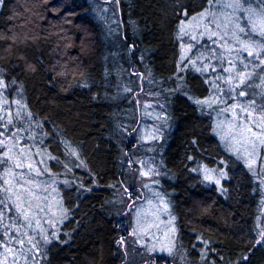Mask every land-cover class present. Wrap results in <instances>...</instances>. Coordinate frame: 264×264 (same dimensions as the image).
Listing matches in <instances>:
<instances>
[{"label":"trees","instance_id":"trees-1","mask_svg":"<svg viewBox=\"0 0 264 264\" xmlns=\"http://www.w3.org/2000/svg\"><path fill=\"white\" fill-rule=\"evenodd\" d=\"M193 1L4 0L0 4V79L8 85L0 89V116L6 122L11 114L15 127L9 125L5 136L15 132L23 137L19 140L31 155L33 169L40 172L25 173L33 181L24 188L31 194L22 189L25 206L30 201L34 217L32 228L22 231L40 241L39 251L29 252L31 245L25 244L21 255L20 245L8 243L11 233L0 235L5 242L0 245V264H123L125 254L117 241L128 207L124 188L133 190L137 181L128 178V165L145 154L144 145L158 149L154 153L160 189L170 200L177 247L186 252L189 264H264L263 173L250 170L241 157L224 148L213 122L217 115L196 103L210 92L201 91L202 73L196 69L218 52L213 54L208 47H215L211 42L216 36L208 43L203 39L184 43L188 37L179 29L195 12ZM202 1L203 9L214 7L219 15H228L222 7L225 0L219 5L216 0ZM208 18L211 25L212 15ZM230 31L226 34L231 37ZM202 49L205 54L199 53ZM175 65L182 67L180 73ZM135 67L144 75V85L147 79L152 82L148 90L158 98L156 111L163 118L161 141L140 147L132 140L136 109L130 91L136 82H124V74ZM253 69L264 74V66ZM174 74L186 81L163 86L162 80ZM218 92L210 93L217 114L220 104L228 108L236 100L234 96L217 102ZM17 111L21 119H16ZM205 158L220 159L219 165H225L227 178L220 187L204 182L199 164ZM41 181L53 187L55 199L46 196L47 189L46 194L39 193L36 183ZM19 189L14 185V193ZM14 193L0 191V198L12 197L6 201L3 225L16 216Z\"/></svg>","mask_w":264,"mask_h":264},{"label":"rangeland","instance_id":"rangeland-1","mask_svg":"<svg viewBox=\"0 0 264 264\" xmlns=\"http://www.w3.org/2000/svg\"><path fill=\"white\" fill-rule=\"evenodd\" d=\"M230 2V0H225L222 2V7L224 4ZM215 3H219L218 0H216ZM214 3V5H215ZM204 4V1L202 0H194L191 4L192 8H202ZM116 11L118 12V5L115 4ZM194 9L195 12L191 13V17L183 22L184 32H181L182 36H187L188 39H184L187 43L190 41L192 36H195L197 41L200 42L201 39L205 43H208L210 41L209 39L206 40L205 37H208L211 35L212 31L215 33H218L216 35L215 40L218 41L217 44H215V48L217 49L216 56H219L221 53H223V59L224 63L221 65L217 62L215 59L216 56H211V62L207 60V63L210 68H215V72L212 74L214 78L221 77L219 81L217 79L215 80L217 83L220 84V87L224 89L219 95V92L216 93L217 102H228L230 99H233V97H236V93L233 92L231 94V97L227 94V90L229 88V85L224 83V80L227 79L228 74L221 71V67L223 68H229L230 64L227 62L229 60H236V52L231 53L229 55L227 51V47H238V44H236L233 36H229V34H226L227 30H231L230 34H232V30L234 28V21L237 16L241 15V12H234L233 9L227 8L226 12L228 15L221 16L218 14V11L214 7L210 9H200L196 12L197 9ZM207 10L209 13H212V21L211 25L209 23V18L207 19V16L203 19H195L193 20L192 17H198V15L201 12H204ZM225 22L227 23H223ZM223 21V22H222ZM243 25V22H241ZM216 27V29L213 26ZM219 25V27H217ZM217 30V31H216ZM205 32L206 34L201 36V32ZM110 34V32H109ZM219 37H224L223 40H220ZM227 40L228 43L225 44L224 41ZM212 43V42H211ZM193 44V43H191ZM218 45L219 47H217ZM223 45V47H221ZM193 46V45H189ZM214 46H211L210 48H213ZM133 50V47L131 48ZM188 51V49H185ZM203 51L205 54V49L200 50L199 53ZM210 53V52H209ZM208 53V54H209ZM246 55V54H244ZM252 63L248 64V68L245 70L240 67V65H237V68L240 71H247L252 72L253 77L249 81L250 84L253 85L254 81L256 80V85L253 86L252 90H247L242 88L241 90H245L247 92H255L256 95V102L259 104L261 102V88H264V86L256 87L257 85L261 84V77H264V74L261 73V71L256 69L254 71V65L257 63L253 58ZM247 62V61H246ZM179 65V64H178ZM177 70H179V73L181 72L182 67L175 65ZM236 69H233L231 75L235 76ZM131 75V76H130ZM144 75H140L138 68H132L129 73L124 74V82H127L129 79H132L133 82H136L135 89L130 88V92H132V97L135 102V109H136V116H135V124H136V130L133 134V141L136 142V146L141 145V143H151V142H157L159 143L161 141L160 133H159V126L160 122L162 121V115L159 111H156V108L159 106L158 98H156L152 93L151 90H148L152 88V82L150 79H147V86L143 84L144 81ZM204 76V75H203ZM133 77V78H131ZM145 79V80H146ZM130 80V81H132ZM186 81V78L182 79L181 76L178 74L172 75V77H167L164 80H162V85H168L173 81L179 82V81ZM188 81V80H187ZM182 83V82H180ZM235 83V81H234ZM259 83V84H258ZM151 86V87H150ZM167 87V86H166ZM205 92V90H201ZM205 94L203 97L200 98V100H206L208 103L202 104L206 107L207 112L212 113L214 117L216 116L215 121V129L217 136L221 143L223 144L224 148L231 152L234 155H237L241 157L245 162L249 159V153L253 151L251 144L248 143L247 137L250 136V133L242 132L241 127L239 125L244 122L246 123V117H243V115L239 112V109H235V114L233 110H229L227 112L223 111L225 109V106L223 107L220 104L219 112L217 114L214 113L215 109V103L211 102V92ZM128 92V91H127ZM216 92V90H215ZM220 99V100H219ZM249 99L248 96L245 97H238L235 101L231 102L229 107L231 109L232 105H235L238 102H243L245 100ZM209 104H211V107H209ZM169 105L168 103L166 104ZM170 106H174L173 102H171ZM219 106V105H218ZM222 106V107H221ZM169 107V106H168ZM201 108H203L201 106ZM259 115V113L254 114V118H256ZM166 117H168L166 115ZM213 117V118H214ZM161 119V120H160ZM170 122V117L166 119V122ZM171 124V123H170ZM171 128V126L169 127ZM253 131H259L253 126ZM6 135H10V133H7ZM0 137V139H4L6 143H8V147L11 148L12 144L8 142L7 137ZM16 143L20 146L24 147L23 141H20L19 139L16 140ZM147 149L144 155L140 156L138 161L131 160L128 165V171L127 176H134L136 178V184L133 188H124L125 197L127 199V212L124 218L121 221L120 226V235L119 239L121 237L124 238L123 245H120L122 250L125 254V260L123 264H189L188 256L185 251H180L177 247V228H176V220L172 219V217L175 218V216L171 212V203L169 198H166L167 196L164 194V192L160 189V183H159V173L157 172V166L158 163L155 160L156 154L154 153V150L156 149L155 146L148 145L142 148ZM158 150V149H156ZM15 152V150H14ZM162 155H165L166 152V145H162ZM26 156H28V163L30 162V153L26 152ZM253 160L256 162L253 164V168L255 170H260L261 164H264V149H261V155L259 157H256L253 155ZM137 164V166L135 165ZM151 169V171H149ZM202 172L201 176L204 180V182L214 183L218 187L222 185L221 182H223L224 179L227 178V170L225 168V165H219L216 166V168H207L205 166H201L199 168ZM223 171L226 173L224 177H221L220 172ZM19 172V170H17ZM148 172V175H142V173ZM28 176L30 172H25ZM263 173V180H264V172ZM209 174L214 177L213 181H206L204 179L205 175ZM165 178L167 180L169 177V174H164ZM25 180H30L28 178H25ZM174 180V179H173ZM172 179L169 180L170 182L173 181ZM215 180H219L220 183L216 184ZM131 181V180H130ZM130 181L128 182L129 185L131 184ZM40 192L46 194L45 189H47V195L48 198L55 199V195L53 193V187L46 185L42 181L40 183H36ZM32 184L25 183L24 188H27V186H31ZM147 185V187H145ZM49 189V190H48ZM21 192L22 189H19ZM12 196V193H11ZM25 205L27 202V199L24 198ZM161 200L164 201V203L167 204V210L164 209V204L161 203ZM133 230L136 231V235H130V233L133 232ZM118 239V240H119ZM171 249V251L162 250V249ZM180 251V253L178 252Z\"/></svg>","mask_w":264,"mask_h":264},{"label":"snow or ice","instance_id":"snow-or-ice-1","mask_svg":"<svg viewBox=\"0 0 264 264\" xmlns=\"http://www.w3.org/2000/svg\"><path fill=\"white\" fill-rule=\"evenodd\" d=\"M211 3V0H209ZM219 2V0H218ZM4 3V0H0V4ZM223 7L231 8L234 12H241L243 13L242 16H237L234 21V28L232 30V36L238 44V47L235 48L236 52V60H229L227 61L230 64L229 68L221 67V71L227 73V79L224 80V83L229 85L227 90V94L231 97L233 92L236 93V97H245L248 96L249 99L238 102L235 105L231 106L230 108H225L223 111L227 112L229 110H233L235 114V109H239V112L246 117V123L242 122L239 127H241L242 132L250 133V136L247 137V141L251 144L253 151L249 153V159L246 161L248 168L251 170L253 168V164L256 162L252 159L253 155L259 157L261 155V149H264V93H261V102L258 104L256 102V93L255 92H247L245 90H239L241 87L244 89H251L253 87L249 81L253 77L252 72L247 71H240L237 68L239 64L241 68L247 69L248 64L252 63L253 58L257 63L254 67H261L264 66V0H230V2L223 5ZM213 15L209 13L207 10L201 12L198 17H192L193 20L199 18L203 19L206 16ZM184 16L187 18V12H184ZM243 22V26L242 23ZM219 27V25H217ZM180 32H184L183 27H181ZM205 32H201L200 35H205ZM217 33L212 32L211 35L208 36V39L211 40L212 36H216ZM191 39L195 40L196 37L192 36ZM220 40H223L224 37H219ZM213 45L217 44V40L212 41ZM225 44L228 43L227 40L224 41ZM191 47V46H190ZM223 47V45H221ZM211 53H216L217 49L215 47L209 49ZM229 55H231L233 48H227ZM246 54V55H244ZM182 60L184 57L181 58ZM199 60L200 57H197ZM215 59L218 63L223 65V53L219 56H216ZM247 61V62H246ZM190 63H195V61H189ZM233 69H236L235 76H232L231 73ZM209 70V65L204 64L202 68H197L196 71L198 72H205ZM211 71L214 73L215 68H212ZM221 77H217V81H219ZM261 84L257 85L256 87L264 86V77H261ZM235 81V83H234ZM14 83V81H13ZM212 84L214 90L222 92L224 91L223 88L220 87V84L216 81H209ZM8 85L4 82L3 79H0V89L7 88ZM7 103V101H5ZM197 104H206L208 101L206 100H196ZM215 103V101H213ZM211 107V104H209ZM259 113V115L254 118V114ZM27 115L30 117L32 114L29 112ZM16 119H21V112L17 111ZM5 121L4 116H0V137H4L5 133L9 130V125L15 127L13 123V118L11 114H7V120ZM253 126L258 129L259 131H253ZM22 130V129H21ZM8 142L12 144V147L9 148L6 141L4 139H0V191L3 193H14V185H18L21 189H24V184H32V180H25V172L23 171L27 168L28 172L33 170L36 171L37 175H40L39 169H33V164L28 163V156L25 153L28 151L25 147L20 146L16 143L17 139H23V137H18L17 133L12 132L8 136ZM15 150V154H13ZM16 169H21V171L17 172ZM198 169H193V171H197ZM151 171V169H149ZM261 172H264V164H261L260 168ZM142 175L147 176L148 172L142 173ZM221 177H224L226 173L223 171L220 172ZM204 179L206 181H213L214 177L206 174ZM216 184H219V180H215ZM147 187V185H145ZM31 194L30 189H24ZM15 199L12 200V209L15 210L16 216L11 218V223L3 225V218L5 216V210L8 209V205L6 203L7 200L12 199L11 196L5 195L3 198H0V225H3V232L2 236H9L11 233L10 239L8 243H16L21 246L19 252L21 255H24L23 248L25 244L31 245V248L28 251H32V249H39L37 248V244L40 241L34 242V237L29 235L27 231H22L25 228H32V221L34 219L31 208L30 201L28 202V206H25L24 200V193H14ZM161 203L164 204V209L167 210V204L161 200ZM39 211H44V209H39ZM66 211V210H65ZM174 220L175 218L172 217ZM36 226L40 227V222L36 221ZM43 231V229H41ZM19 233V235H16ZM130 235H136V231L133 230ZM53 238L56 237V233H52ZM44 242L48 243V238L44 237ZM5 242L3 239H0V245H3ZM117 243L119 245H123L124 238L121 237ZM171 251V249H162ZM6 252H11L12 249L5 248ZM27 258V257H25Z\"/></svg>","mask_w":264,"mask_h":264},{"label":"flooded vegetation","instance_id":"flooded-vegetation-1","mask_svg":"<svg viewBox=\"0 0 264 264\" xmlns=\"http://www.w3.org/2000/svg\"><path fill=\"white\" fill-rule=\"evenodd\" d=\"M208 47H211V44H209ZM204 64H208L207 61H205V59L199 66L202 68L204 66ZM211 69L212 68L209 67L208 71L201 72L202 73V82H201V84L203 86L202 90H214L213 87H212V84L209 83V81H214V79H215L212 76L213 72L211 71ZM202 107L205 108V106H203V105H202ZM219 163H220V159H217V161H216V159L213 158V160L209 162V158L208 159L205 158V159H203L201 161V163L199 164L200 165L199 167L205 166L207 168H216V166H219ZM207 183H209V182H207ZM209 184H212V183H209ZM212 185H214V183Z\"/></svg>","mask_w":264,"mask_h":264}]
</instances>
